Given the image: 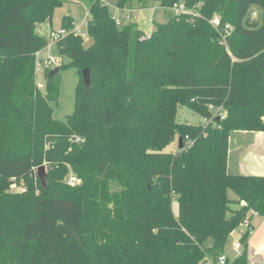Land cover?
Listing matches in <instances>:
<instances>
[{"label": "trees", "instance_id": "1", "mask_svg": "<svg viewBox=\"0 0 264 264\" xmlns=\"http://www.w3.org/2000/svg\"><path fill=\"white\" fill-rule=\"evenodd\" d=\"M64 1L0 0V264L216 261L245 220L228 264H248L246 215L264 216V176L230 174L227 153L231 130L264 132V0H160L199 16L171 15L144 36L87 0L91 45L67 15L55 40L67 58L60 71L80 76L74 111L61 121L50 105L60 71L45 69L44 91L37 84L36 53L48 38L36 26ZM214 14L233 26L227 46L209 23ZM180 105L203 121L177 122ZM175 135L183 147L166 150ZM42 164L46 185L35 191ZM68 171L80 183L64 182Z\"/></svg>", "mask_w": 264, "mask_h": 264}, {"label": "rangeland", "instance_id": "2", "mask_svg": "<svg viewBox=\"0 0 264 264\" xmlns=\"http://www.w3.org/2000/svg\"><path fill=\"white\" fill-rule=\"evenodd\" d=\"M107 6L110 14L113 16L115 20H119L118 26L124 27L130 23H136L138 27L143 29V36L145 34H149L158 23H163L168 20L171 16L170 10L167 7H164L160 4V0H130L126 3L125 6L118 7L117 0H101ZM130 6V7H129ZM125 7V8H124ZM129 8L133 9V12H129ZM64 15L70 16L75 23V27L83 35L84 46L88 47L92 43L91 37L87 34L86 30V21L89 19V7L87 0H65L61 6H57L50 20L45 23L37 24L36 30L40 34L46 36L48 38V32L50 29L58 30L62 27V18ZM251 16L254 18H258V10L254 9L251 13ZM40 29V31H38ZM56 59L62 63L67 62L66 57H61L56 49L55 40L48 39V45L40 50L36 54V59L39 62V69L35 70L36 72V80L39 88L44 91L45 90V65L47 59ZM36 61V63H37ZM55 68V65L51 66ZM79 73L74 67H64L59 72V97L55 102H50L52 106V116L57 120H65L66 117L74 111L75 108V93L76 87L79 82ZM176 120L179 123H197L202 122L203 118L196 113L194 110L187 108L185 106H178ZM245 130H236L233 129L229 133L228 139V149L230 148L229 160L233 165H235L234 156L237 158V154L239 152L240 160L244 163V168L246 174L251 175H259L264 176V144L262 145L258 141L255 142L253 147H247L243 150H239L238 143L240 141L244 142L245 145H250L253 141V133H246ZM264 142V138L262 139ZM179 149L178 147V135H175L173 140L166 147L168 151H175ZM228 159V153H227ZM230 174H233L232 171H228ZM69 177H75L77 179V183H80V179L76 177V175L68 171L65 175L64 182L68 180ZM33 187L35 191H39L40 189V181L37 177V171H35L33 175ZM75 183V184H77ZM74 184V185H75ZM12 190H21L25 188L20 184H10ZM54 188V186H53ZM228 196L231 199H237V195L232 191H227ZM237 204L231 203L232 208H237ZM172 208L174 214L177 215V202L173 201ZM229 215V214H228ZM251 216L250 212L247 213L246 218ZM245 222V221H244ZM246 231V224H240L231 234L228 239V243L226 244V252L230 255H233L235 251L233 250V242L237 240L238 237L242 236ZM210 242V241H209ZM238 242V241H237ZM240 242V241H239ZM232 244V245H231ZM235 244V243H234ZM241 245V243H240ZM235 246V245H234Z\"/></svg>", "mask_w": 264, "mask_h": 264}, {"label": "crops", "instance_id": "3", "mask_svg": "<svg viewBox=\"0 0 264 264\" xmlns=\"http://www.w3.org/2000/svg\"><path fill=\"white\" fill-rule=\"evenodd\" d=\"M142 29V28H141ZM143 30V29H142ZM38 53V52H37ZM36 53V54H37ZM246 133H253V141L250 145H245L244 142L240 141L238 143V148L239 150H243L247 147H253L255 142H259L262 145L264 144L263 138H264V132L263 131H244ZM230 148L228 149V159H227V169L228 171H232L233 174H244L245 168H244V163L240 160L239 152L237 154V158L234 156L235 165L231 163L229 160V153H230ZM251 214V213H250ZM249 221L252 225V230L250 231L249 237H248V264H264V216L259 215L257 213H252L251 216L249 217ZM238 237L237 240H234L233 242V250L235 253L233 255H230L228 252H226L225 248L222 253L226 254L227 258L229 260H232L236 258L239 253L241 252L242 246L239 248H236L234 246L235 242H239ZM232 245V244H231Z\"/></svg>", "mask_w": 264, "mask_h": 264}, {"label": "built area", "instance_id": "4", "mask_svg": "<svg viewBox=\"0 0 264 264\" xmlns=\"http://www.w3.org/2000/svg\"><path fill=\"white\" fill-rule=\"evenodd\" d=\"M200 4H201V2H199L197 5H200ZM167 8L170 10V13H171L170 15H179V14H182V13H189V14H192V15L199 16L198 10H193V9L187 8L182 1H176L171 6H168ZM128 11L129 12H133V9L129 8ZM116 22L118 24L119 20H116ZM209 23L219 33V35H220V43L225 45V46H227V39L230 36V34L232 32V29H233L232 24L229 23V22H223L221 20V17L218 14H214L209 19ZM72 30H73V32L75 34H79L81 36L84 35V33H81L78 30V28L75 27V24H74V27H73ZM38 31H40V29ZM67 31L68 30L63 28V27L59 28L58 30L50 29V31L48 32V39L57 40V39L63 37L67 33ZM58 64H59L58 60H56V59L54 60V59L48 58L44 68L51 69L52 65L57 66ZM39 66H40V64L37 61V64H36V69L37 70L39 69ZM67 183L70 184V185H74L75 183H77V179L75 177H69L68 180H67ZM21 190H23V188ZM245 224H246V220H245ZM234 245H235L236 248H239L241 246L240 242H235ZM199 264H228V258L226 256V254L221 253V254H219L217 256L216 261H213V260H210V259H206V260H203L202 262H200Z\"/></svg>", "mask_w": 264, "mask_h": 264}, {"label": "water", "instance_id": "5", "mask_svg": "<svg viewBox=\"0 0 264 264\" xmlns=\"http://www.w3.org/2000/svg\"><path fill=\"white\" fill-rule=\"evenodd\" d=\"M59 71H60L59 66H56L55 68L50 69L49 72H48V77H52L53 75L57 74ZM82 77H83L85 85L89 86V84H90V72H89V69H87V68L83 69ZM178 141H179L178 147H179V149H181L183 147V139H182L181 136L178 137ZM37 177L40 180L41 184L43 186H45L46 185V169H45V165L42 164V165L38 166V168H37Z\"/></svg>", "mask_w": 264, "mask_h": 264}]
</instances>
